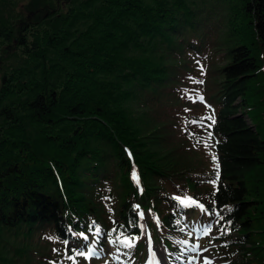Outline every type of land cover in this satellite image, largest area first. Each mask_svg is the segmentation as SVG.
I'll list each match as a JSON object with an SVG mask.
<instances>
[{
  "label": "trees",
  "instance_id": "obj_1",
  "mask_svg": "<svg viewBox=\"0 0 264 264\" xmlns=\"http://www.w3.org/2000/svg\"><path fill=\"white\" fill-rule=\"evenodd\" d=\"M0 72V264L45 242L78 262L93 222L96 250L129 258L138 211L176 249L214 215L177 196L220 212L223 264H264V0H0ZM174 126L211 148L207 165L184 159ZM120 233L136 246L110 243Z\"/></svg>",
  "mask_w": 264,
  "mask_h": 264
},
{
  "label": "rangeland",
  "instance_id": "obj_2",
  "mask_svg": "<svg viewBox=\"0 0 264 264\" xmlns=\"http://www.w3.org/2000/svg\"><path fill=\"white\" fill-rule=\"evenodd\" d=\"M174 106L178 109L182 107L184 111L193 110L195 107L192 105V102L190 103V101L187 102L180 99L176 101ZM172 120L175 122L174 118H172ZM172 130V140L176 145L181 147V151L185 155L184 159L188 162H196L202 166L207 165V161L209 160V156L211 154V148H203L200 145L193 144L191 141L187 140L186 137L182 136L181 131L175 126L172 128ZM162 149L164 151H169L173 149V146L169 143L163 146ZM172 153L173 155H176L175 152ZM143 213L145 214L143 225L145 226L146 233V236L142 241L143 248L135 251V254L130 255L129 258H126L124 255L116 252L112 248H109L106 252L100 253L98 257H91L89 259L82 257L78 260V262H76L74 258H62L61 261H59L56 255H54L52 252H49V248L52 246L51 242H41L42 245L39 249H36L33 252L34 256L29 258L27 264H152V252H155V259L160 261V264H187L189 257L197 258L195 264H203L204 257L210 259L213 264L225 263L223 260L224 258L222 251L224 248L220 246L218 242H214L212 239H210L209 236L205 237L201 235V229L203 226L209 223L212 225L214 224L213 216H211L209 220H206L205 218L203 219L200 217H194L191 221H189L187 228L192 234L189 237L188 244L184 245L181 243L178 248L176 247V250H174L166 241H161L158 237V234H161V232L156 231L155 225L153 223L156 221L155 215L151 211H145ZM215 233L216 230H213L210 235L214 236ZM148 234H150L152 238V252L149 251ZM193 245L199 246L197 250L200 253L199 256H197V252H191L188 250ZM205 248L208 250L202 251ZM79 249V251H87L86 248H83V246ZM181 249H184L183 253L181 252ZM177 256H180L181 258L177 260Z\"/></svg>",
  "mask_w": 264,
  "mask_h": 264
},
{
  "label": "snow or ice",
  "instance_id": "obj_3",
  "mask_svg": "<svg viewBox=\"0 0 264 264\" xmlns=\"http://www.w3.org/2000/svg\"><path fill=\"white\" fill-rule=\"evenodd\" d=\"M201 74L203 75L204 74V70H203V66L201 65ZM195 83H204V81L200 80V81H194ZM200 101H203V97H199ZM203 119L202 118L200 121H197V120H191V121H188V123L190 124H202L203 123ZM208 119H211L212 120V123L214 124L215 123V118L214 116L213 117H208ZM189 135L191 136H195V133H189ZM209 137H211V133H209ZM197 143H200V141H197ZM205 146L207 147L208 145L205 143ZM129 155L131 156V154L129 153ZM212 160H213V163L215 164L216 166V178L212 181H210V183H212L214 186H217L218 185V182L220 180V173H219V163H218V160H217V157L213 154L212 156ZM132 179L133 181L136 183L137 187H139L140 185V180H139V176L137 174V172L135 171V166L133 167V172H132ZM218 190V189H217ZM140 191L142 192L143 189L140 188ZM105 199H108L107 197ZM173 199L177 200L179 205L184 208V209H187V208H192V207H196L198 208L201 213H205V214H208V215H215L217 217V220H216V223H219L220 220L223 219V217L220 215V212L219 211H214V210H209L205 207V205L203 203H200L198 201H196L194 198L192 197H173ZM213 203H215V201H213ZM137 208V210H139V205H136L135 206ZM109 211H111V209H109ZM138 216L140 218V220L142 221L144 219V216L145 214L142 212V211H138ZM177 224L180 223L179 220L176 221ZM157 224L159 225V220L157 218ZM141 229H144V225L141 224L140 225ZM90 230H92L94 228V232H95V237L96 239H94L93 243L88 247V250L85 252V251H77L76 252V256H80V257H84L85 259H89L91 257H98L100 255V252H98L96 250V245L98 244L99 242V237L103 234L102 233V229L99 227V226H96L95 225V222H93L92 225L89 226ZM181 231H183V229H181ZM213 231V227H212V224L209 223L205 226L202 227L201 229V235L202 236H209ZM113 232H116V229H112L109 233H108V236L111 237L112 233ZM189 235H191V233H189ZM79 236L84 239L85 241L88 240V237L84 234V233H80ZM214 239L217 238V237H213ZM139 239L138 236H133V237H127V236H124L123 233H120L119 235L116 236L115 240H110V243H118L119 245L125 247V248H128V249H132L136 246V241ZM65 243L67 244V241H65ZM179 243H182L184 245H187L188 244V241L187 240H184V241H180ZM148 244H149V251L152 252V249H151V245H152V238H151V235L148 234ZM199 248L198 245H193L190 249H188L189 251L191 252H197V256L200 255V253L197 251ZM208 249H203L202 251H207ZM54 251H56L54 249ZM117 251H119V249H117ZM181 252L183 253L184 252V249H181ZM152 256H153V262L152 264H160V261L156 260L155 259V252H152ZM181 257L180 256H177L176 259L179 260ZM69 259H73V257H69ZM196 257H189L188 260H187V264H195L196 262ZM203 264H213V262L208 259L207 257H204L203 258Z\"/></svg>",
  "mask_w": 264,
  "mask_h": 264
}]
</instances>
